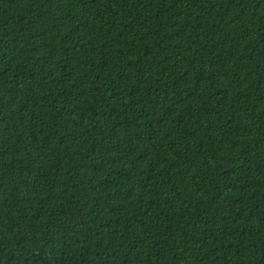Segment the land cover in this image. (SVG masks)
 <instances>
[{
  "label": "trees",
  "instance_id": "obj_1",
  "mask_svg": "<svg viewBox=\"0 0 264 264\" xmlns=\"http://www.w3.org/2000/svg\"><path fill=\"white\" fill-rule=\"evenodd\" d=\"M0 264H264V0H0Z\"/></svg>",
  "mask_w": 264,
  "mask_h": 264
}]
</instances>
